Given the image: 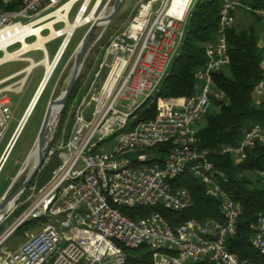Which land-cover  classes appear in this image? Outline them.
Masks as SVG:
<instances>
[{
    "label": "built area",
    "instance_id": "1",
    "mask_svg": "<svg viewBox=\"0 0 264 264\" xmlns=\"http://www.w3.org/2000/svg\"><path fill=\"white\" fill-rule=\"evenodd\" d=\"M173 1L141 2L126 30L102 49L96 71L70 106V133L46 152L44 166L56 156L62 163L39 192L32 190L27 198L30 207L0 235V264H126V250L142 246L160 257L156 264H260L242 259L228 247L243 207L225 189V173L211 162L208 151L198 147L199 130L193 126L206 121L216 102L226 100L214 74L230 65L225 34L235 25L237 12H253L264 20V9H253L242 0H223L220 37L208 46L213 59L197 71L194 94L163 99L153 119L135 122L134 115L157 96L169 75L198 0H191L182 13L172 11ZM108 3L0 0V66L26 64L0 80V138L13 119L11 95L23 92L39 66L44 71L38 87L50 70L48 86L78 30L91 26ZM76 23L72 32L66 31ZM56 39L61 43L50 58L47 44ZM37 52L43 56L39 61L30 57ZM262 93L264 82L254 96ZM129 123L131 130L126 131ZM256 143H264V124L253 125L238 145L224 147L221 154L244 160ZM165 146L166 154L160 150ZM186 173L220 204L222 220L191 219L173 228L158 212L136 219L123 213L142 207L162 206L173 212L193 207L190 191L175 186ZM257 177L264 189V171ZM26 224L30 228L25 243L9 250L6 244ZM250 230L249 243L264 258V213Z\"/></svg>",
    "mask_w": 264,
    "mask_h": 264
},
{
    "label": "trees",
    "instance_id": "2",
    "mask_svg": "<svg viewBox=\"0 0 264 264\" xmlns=\"http://www.w3.org/2000/svg\"><path fill=\"white\" fill-rule=\"evenodd\" d=\"M242 1L253 9H264V0ZM222 3L223 0L196 2L188 19L183 45L169 75L157 96L149 100L134 115L135 122L153 119L158 103L163 99L182 98L194 94L198 83L197 71L213 59L208 46L220 37ZM243 11L251 15L255 23L239 31L235 20V25L226 32L230 65L227 69L214 74V82L225 94L226 100L214 104V110L208 114L206 125L199 130L197 139L198 147L208 151L211 162L225 173L228 179L225 186L227 192L243 207L237 234L228 241L230 251L242 259L264 264V258L249 243L250 226L260 213H264V189L260 187L257 177L258 171H264V143H256L253 148L247 150V158L244 160L221 154L224 147L238 145L244 133L253 125L264 124V99L258 101L254 96L258 85L264 82V41L261 40L262 34H259V25H264V20L253 12ZM81 84L80 77L60 122L64 123L66 120L70 106L79 94ZM83 94L84 91L81 92V95ZM72 124L73 118L71 126ZM168 148L169 146H165L160 150L166 154ZM175 184L190 191L194 200L193 207L181 212H173L162 206L142 207L124 209L123 213L136 219L138 215L148 216L158 212L173 228L191 219L222 220L220 204L206 196L204 185L190 173L182 175ZM28 225L20 228L16 235H22L29 228ZM126 251L127 264H154L153 255L148 252L146 246Z\"/></svg>",
    "mask_w": 264,
    "mask_h": 264
},
{
    "label": "rangeland",
    "instance_id": "3",
    "mask_svg": "<svg viewBox=\"0 0 264 264\" xmlns=\"http://www.w3.org/2000/svg\"><path fill=\"white\" fill-rule=\"evenodd\" d=\"M148 1V0H124L121 8L117 12L116 16L112 20V22L108 25L107 29L104 31L103 27H100L96 30L94 33L90 44L88 46V49L92 48L94 45L95 47L93 50H91V54L89 57V60L87 63L84 65V68L81 72L80 77L82 78V84L81 88H85L89 79L92 77V74L96 71L98 64L100 63V59L102 58L101 53L102 49L106 47L111 40V38L117 34H120L126 30L130 22L132 21L133 17L136 15V11L139 7V4L141 2ZM108 5L106 9H110L113 6V1L110 2L108 0ZM74 18V13L70 16V20H73ZM255 19L251 16L246 14L243 10H240L237 15H236V28L237 30H242L246 29L250 24H254ZM90 26L81 28L78 30L76 33L73 42L71 44V47L66 54L61 66L57 70L54 78L48 85L46 91L44 92L43 96L39 100V103L29 119L27 120V123L17 141L15 144V147L13 151L11 152L9 158L7 159L2 173L0 174V198L6 193L8 188L11 185L12 178H14L15 175L18 174L20 167L22 166V163L26 159L28 153L33 149L35 141L37 139V136L39 134L47 107L48 103L50 100L58 98L63 91H65L70 76L72 72V67H73V53L77 46L79 45L80 41L88 31ZM104 32V33H103ZM103 33L102 38L99 40ZM259 34L261 36V40L264 41V25H259ZM98 40V43H97ZM61 43V39H56L50 43L47 44V50L49 53L50 58H53L55 55L59 45ZM18 48V47H16ZM15 48V49H16ZM88 50V52H89ZM30 57L34 58L36 61H39L42 59V54L37 52V53H32L30 54ZM26 66L25 63H19V62H12V63H7L2 66H0V80L20 71ZM43 68L41 66L35 68L29 77V80L23 90L22 93L20 94H12L11 99H12V113H13V119L9 123V130L6 133V135L3 138H0V160L2 156L4 155L7 147L9 146L15 132L16 128L18 126L19 120L22 117L24 111L26 110L30 100L32 99L39 82L42 79L43 76ZM103 75H105V70L103 72ZM79 77V78H80ZM104 76H102V79ZM101 79V80H102ZM259 101V99H258ZM70 111V109H69ZM68 111V116L64 123L60 122L61 117L59 118L56 132L54 135V143L60 141L63 136L65 138L68 136L71 130V120L72 116L70 115V112ZM206 125V121H204L200 125H195L193 128L195 130H200ZM131 130V123L127 126L126 131ZM51 134H48V139L51 138ZM24 178L22 177L21 180ZM18 182V185L20 184ZM17 185V186H18ZM33 191L30 190L28 193H26L22 199L17 203L15 209L11 213L8 222L9 224H13L17 221V219L22 215L28 207H30V204L27 202V198ZM30 228V225H28ZM29 228L27 230H29ZM26 230V231H27ZM26 231L22 233V235H16L8 241L6 244V247L9 250H17L19 249L26 241ZM149 252V251H148ZM153 255V262L156 264L157 258L154 253L150 252ZM128 260V259H127ZM127 264V263H126Z\"/></svg>",
    "mask_w": 264,
    "mask_h": 264
},
{
    "label": "water",
    "instance_id": "4",
    "mask_svg": "<svg viewBox=\"0 0 264 264\" xmlns=\"http://www.w3.org/2000/svg\"><path fill=\"white\" fill-rule=\"evenodd\" d=\"M113 1V6L110 9H106L97 19L96 21L89 27L88 31L80 41L79 45L75 49L73 53V67L71 76L68 82V85L61 93V95L53 100H50L39 134L35 141L33 149L30 151L23 167L18 172L17 176L14 178L11 186L7 190V192L0 198V235L4 233L7 229H9L10 224L8 219L15 209L17 203L22 199V197L26 194L27 190L32 186L35 185V191L39 192L52 178L53 173L56 169H58L62 163L61 159L56 156L54 157L46 166L45 165V158L46 152L52 147L54 142V135L56 132L57 124L61 114L63 113L69 98L72 94L73 89L75 88L81 72L84 68L86 57L88 54V46L90 41L96 32V30L100 27L104 28V31L107 29L108 25L112 22L114 17L116 16L117 12L121 8L124 0H110ZM104 33V32H103ZM103 33L99 40L102 38ZM91 49V48H90ZM90 51V50H89ZM54 105L61 106V111L58 115L57 122L55 123V127L52 128L51 119H52V108ZM28 120V119H27ZM51 134V138L48 139V134ZM18 138V137H17ZM16 138V139H17ZM17 140L14 141L13 145L11 146L10 151L8 154L2 158V163L0 167V172L2 171L12 149L14 148ZM34 151L37 152V159L33 163V153ZM32 167L29 170V174L23 184L13 193L11 190L13 189L14 185L18 181L19 177L28 169V167ZM40 171L39 176L37 173ZM12 205L11 208H8Z\"/></svg>",
    "mask_w": 264,
    "mask_h": 264
},
{
    "label": "bare ground",
    "instance_id": "5",
    "mask_svg": "<svg viewBox=\"0 0 264 264\" xmlns=\"http://www.w3.org/2000/svg\"><path fill=\"white\" fill-rule=\"evenodd\" d=\"M73 2L74 1H72L71 3H69L67 5V8H69ZM185 6H186V4H185L184 0H174L173 1V6H172V11H178L179 10L182 13L183 10L185 9ZM92 16H93V13L91 15V18H92ZM78 22H80V24L85 23V21H80V19H78ZM77 25L78 24L76 23L75 25L68 27L66 29V31H68L69 33L72 32L73 29L75 27H77ZM40 44L42 45V39L40 40ZM49 75H50V70H49L48 75H47L46 79L44 80V82L36 89V91H35L32 99L30 100V102H29L26 110L24 111L22 117L20 118L19 123H18V126L16 128V132H15V134H14V136H13V138H12L10 144H9V146L7 147L4 155L2 156V158L5 157L8 154V152L10 151L11 146L13 145L14 141L15 140L18 141V139H19V137H20V135H21V133H22V131H23L26 123H27V119H29V117L31 116V114L33 113V111L35 110V108L37 107L40 98L43 96L44 92L46 91V89L48 87L46 84H47ZM60 111H61V106H59V105H54L53 106V108H52V119H51L52 128L55 127V123L57 122V118H58V115H59ZM13 149H12V151H13ZM2 158L0 160V167H1V163H2ZM36 159H37V152L34 151V153H33V159H32L33 160V163L36 161ZM1 173H2V171L0 172V174ZM11 207H12V205H10L8 208H11Z\"/></svg>",
    "mask_w": 264,
    "mask_h": 264
},
{
    "label": "flooded vegetation",
    "instance_id": "6",
    "mask_svg": "<svg viewBox=\"0 0 264 264\" xmlns=\"http://www.w3.org/2000/svg\"><path fill=\"white\" fill-rule=\"evenodd\" d=\"M28 155H29V153H28ZM28 155H27V157H28ZM27 157H26V159H27ZM26 159L24 160V162L22 163V166L20 167V169L23 167V165H24V163H25V161H26ZM32 167V165L30 166V167H28V169L19 177V179H18V181L16 182V184L14 185V187H13V189L11 190V193L10 194H13L22 184H23V182L26 180V178H27V176H28V174H29V170H30V168ZM20 169H19V171H20ZM39 174H40V171L37 173V175L39 176ZM17 175H15L14 176V178L16 177ZM22 177L24 178L23 180H21V182H20V179H22ZM14 178H12V182H13V180H14ZM12 182H11V184H12ZM18 182H20V184L18 185ZM18 185V186H17ZM11 186V185H10ZM35 188V185H32L28 190H27V192L26 193H28L30 190H33ZM9 189V188H8ZM7 192V191H6Z\"/></svg>",
    "mask_w": 264,
    "mask_h": 264
},
{
    "label": "crops",
    "instance_id": "7",
    "mask_svg": "<svg viewBox=\"0 0 264 264\" xmlns=\"http://www.w3.org/2000/svg\"><path fill=\"white\" fill-rule=\"evenodd\" d=\"M258 99H259V101L262 100V99H264V93H262V94L259 96ZM49 102H50V101H49ZM48 104H49V103H48Z\"/></svg>",
    "mask_w": 264,
    "mask_h": 264
},
{
    "label": "clouds",
    "instance_id": "8",
    "mask_svg": "<svg viewBox=\"0 0 264 264\" xmlns=\"http://www.w3.org/2000/svg\"><path fill=\"white\" fill-rule=\"evenodd\" d=\"M185 4H189L191 2V0H184Z\"/></svg>",
    "mask_w": 264,
    "mask_h": 264
}]
</instances>
